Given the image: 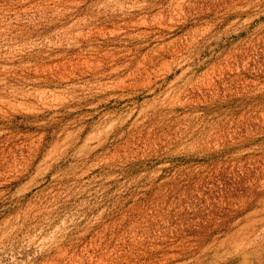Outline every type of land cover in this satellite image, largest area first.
Wrapping results in <instances>:
<instances>
[{"label":"rangeland","instance_id":"374dc122","mask_svg":"<svg viewBox=\"0 0 264 264\" xmlns=\"http://www.w3.org/2000/svg\"><path fill=\"white\" fill-rule=\"evenodd\" d=\"M0 264H264V0H0Z\"/></svg>","mask_w":264,"mask_h":264}]
</instances>
